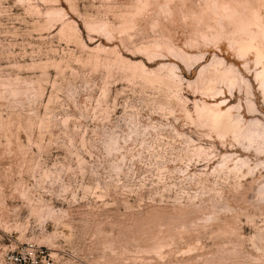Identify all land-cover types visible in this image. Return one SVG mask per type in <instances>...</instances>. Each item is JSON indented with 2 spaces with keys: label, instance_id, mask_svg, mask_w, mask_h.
I'll return each mask as SVG.
<instances>
[{
  "label": "rangeland",
  "instance_id": "obj_1",
  "mask_svg": "<svg viewBox=\"0 0 264 264\" xmlns=\"http://www.w3.org/2000/svg\"><path fill=\"white\" fill-rule=\"evenodd\" d=\"M221 1L236 22L207 0H0V264H264V146L198 119L217 57L251 83H219L222 109L249 99L264 129L250 11Z\"/></svg>",
  "mask_w": 264,
  "mask_h": 264
},
{
  "label": "bare ground",
  "instance_id": "obj_2",
  "mask_svg": "<svg viewBox=\"0 0 264 264\" xmlns=\"http://www.w3.org/2000/svg\"><path fill=\"white\" fill-rule=\"evenodd\" d=\"M233 1L234 5L240 6V9L246 8V10L250 11V18L241 26L248 37L247 39H241L239 41V54L243 57L250 50L254 51L255 65L259 66L257 69L253 70L251 75L253 76V80L256 81V84H258L259 92L262 95L264 102V50L260 48L259 44L256 43L257 33L254 30L249 29V25H256V27L260 28V37L264 39L263 18L262 15L258 14L257 11L250 5V0ZM206 9L211 11L212 13L219 14L220 16L229 19V21L236 22V19L240 15V10H238L234 6L228 5V3H223L221 0H207ZM203 37H205L204 33ZM178 55L180 54L178 53ZM202 57V54L199 55V58ZM243 66L245 71L249 72L251 70V67L247 65V63H244ZM164 67L168 68L167 70H170L172 68L165 65L162 66L161 69ZM197 82L206 92H212L210 94L211 97L217 96L218 98H224L223 100H220V102L215 101L211 104H205L203 102L202 108H204V112L198 115V119L200 120L201 124L213 129L217 133V136L220 138H222V136L224 137V134L226 132H230L233 135V138L239 144V146L237 147L239 150L240 146H243L247 149L249 147H252L255 149V151H261L262 147L264 146V129L260 128L259 121L251 120L247 123L242 122V113H244V111L249 115H253L258 111L254 102L247 99L245 107L244 105L237 103L234 105H230L224 110L222 109V107L228 106L231 103L233 97L229 99V96L226 95L227 92L225 91L224 86H218L219 83L224 82L225 87L229 92L228 94L231 97L233 96V92H236L235 90L233 91V88L237 85L239 86L240 82H243L247 86L251 84L248 79L244 78V76H241L236 71V68H234L233 65L225 64L223 59L216 57L210 63L200 68V70L198 71ZM224 161L226 160H223V162ZM233 165V170L236 173H239L241 169L246 165V162L243 159L239 158L234 162ZM259 193L264 196V190Z\"/></svg>",
  "mask_w": 264,
  "mask_h": 264
},
{
  "label": "built area",
  "instance_id": "obj_3",
  "mask_svg": "<svg viewBox=\"0 0 264 264\" xmlns=\"http://www.w3.org/2000/svg\"><path fill=\"white\" fill-rule=\"evenodd\" d=\"M31 264H38V263H31Z\"/></svg>",
  "mask_w": 264,
  "mask_h": 264
}]
</instances>
